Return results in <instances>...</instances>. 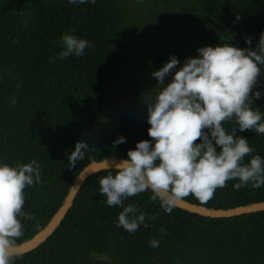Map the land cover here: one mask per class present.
Masks as SVG:
<instances>
[{
    "label": "trees",
    "instance_id": "16d2710c",
    "mask_svg": "<svg viewBox=\"0 0 264 264\" xmlns=\"http://www.w3.org/2000/svg\"><path fill=\"white\" fill-rule=\"evenodd\" d=\"M178 1L197 10L213 47L229 43L255 49L264 33V0ZM65 33L92 46L80 57L59 59ZM130 35L117 0H0V163L36 160L41 170V182L24 190V211L36 219H22L18 243L49 221L91 158H127L138 141L151 139L147 104L157 82L151 84L147 73L145 78L134 73ZM170 80L171 75L165 84ZM254 90L262 95L253 98L252 107L264 114V74ZM224 127L230 132L237 125ZM236 135L248 140L252 155L264 159V134L237 129ZM119 136L126 143L114 146ZM78 141L88 150L70 167L68 156ZM107 174L89 176L55 232L13 264H264V211L212 218L176 207L168 214L145 191L124 205L134 203L138 211L157 218L128 233L117 226L122 207L108 206L99 194V179ZM237 182L218 188L207 203L191 195L185 200L215 209L264 201V186L236 190ZM152 239L160 241L158 247L150 246ZM90 252L104 256L92 260Z\"/></svg>",
    "mask_w": 264,
    "mask_h": 264
},
{
    "label": "clouds",
    "instance_id": "9594fccd",
    "mask_svg": "<svg viewBox=\"0 0 264 264\" xmlns=\"http://www.w3.org/2000/svg\"><path fill=\"white\" fill-rule=\"evenodd\" d=\"M89 2L96 0H69L72 4ZM245 40L251 45L250 38ZM61 43L59 59L80 57L92 46L67 33L62 34ZM197 52V57L187 58L178 68L179 61L172 56L152 73L157 86L147 104L151 139L138 141L135 149L127 151V158L109 165L112 170L106 169L108 174L99 179V194L108 206L122 207L117 226L128 233L141 225L147 228V221L157 218L138 211L134 203L124 205L145 191L171 214L190 195L202 204L209 202L229 181H238L233 185L236 190L264 186V159L252 155L248 140L236 135L237 129L264 134V114L252 107L253 98L259 100L262 95L254 89L264 74V33L255 49L221 43ZM16 102L12 98L11 103ZM230 122L237 127L229 132L224 124ZM122 143H126L123 136L113 141L114 146ZM86 150L84 141L76 142L68 156L70 167L85 158ZM40 182L36 160L16 166L0 163V264H13L23 255L18 243L24 234L22 219H36L24 211V190ZM160 231L167 235L164 228ZM159 243L157 239L149 242L153 248Z\"/></svg>",
    "mask_w": 264,
    "mask_h": 264
},
{
    "label": "rangeland",
    "instance_id": "374dc122",
    "mask_svg": "<svg viewBox=\"0 0 264 264\" xmlns=\"http://www.w3.org/2000/svg\"><path fill=\"white\" fill-rule=\"evenodd\" d=\"M117 1L122 3L135 43L130 50L134 73L142 78L147 73L151 84L156 82L152 73L170 57L177 58L178 68L187 58L197 57L198 48L212 46L197 10L185 8L178 0Z\"/></svg>",
    "mask_w": 264,
    "mask_h": 264
},
{
    "label": "water",
    "instance_id": "95a60500",
    "mask_svg": "<svg viewBox=\"0 0 264 264\" xmlns=\"http://www.w3.org/2000/svg\"><path fill=\"white\" fill-rule=\"evenodd\" d=\"M122 159L125 158L113 155L102 157L101 159L91 158V161L87 163L76 175L69 191L65 195L64 202L53 213L49 221L32 236L19 243L20 251L22 253L28 252L45 242L55 232V230L61 224L62 220L65 218L66 214L73 205V202L76 198L79 189L82 187L86 179L96 172L103 171L106 169L110 170L109 165H114L115 163H117V161H120ZM177 208L194 214H199L204 217H233L247 213L264 211V201L242 204L227 209H215L213 207H207L201 204H196L184 200L182 203L179 204ZM103 256L104 255L90 252V257L92 260H98L100 258H103Z\"/></svg>",
    "mask_w": 264,
    "mask_h": 264
}]
</instances>
